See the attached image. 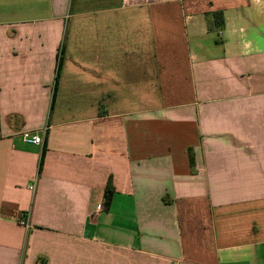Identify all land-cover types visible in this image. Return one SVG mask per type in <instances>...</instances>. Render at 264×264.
Returning a JSON list of instances; mask_svg holds the SVG:
<instances>
[{
  "label": "crops",
  "instance_id": "obj_1",
  "mask_svg": "<svg viewBox=\"0 0 264 264\" xmlns=\"http://www.w3.org/2000/svg\"><path fill=\"white\" fill-rule=\"evenodd\" d=\"M0 264H264V0H0Z\"/></svg>",
  "mask_w": 264,
  "mask_h": 264
},
{
  "label": "trees",
  "instance_id": "obj_2",
  "mask_svg": "<svg viewBox=\"0 0 264 264\" xmlns=\"http://www.w3.org/2000/svg\"><path fill=\"white\" fill-rule=\"evenodd\" d=\"M207 18L209 19V24L211 26V28H216L219 31H222L224 26H225V18H224V13L222 11H216L213 12L211 14L207 15ZM190 162H191V166L194 165V157H193V153H190ZM42 166V161L40 164V168ZM114 191V188L112 186V179H109L108 184H107V188H106V192H107V197L108 195H111Z\"/></svg>",
  "mask_w": 264,
  "mask_h": 264
},
{
  "label": "built area",
  "instance_id": "obj_3",
  "mask_svg": "<svg viewBox=\"0 0 264 264\" xmlns=\"http://www.w3.org/2000/svg\"><path fill=\"white\" fill-rule=\"evenodd\" d=\"M23 139L26 143L34 144V145H41L43 143V139L38 134H32L26 132L23 134ZM21 224L28 227V223L26 221H21Z\"/></svg>",
  "mask_w": 264,
  "mask_h": 264
}]
</instances>
